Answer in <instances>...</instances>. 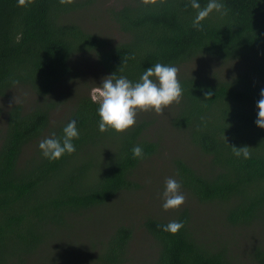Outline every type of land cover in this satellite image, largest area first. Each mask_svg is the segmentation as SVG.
<instances>
[{"label":"trees","instance_id":"1","mask_svg":"<svg viewBox=\"0 0 264 264\" xmlns=\"http://www.w3.org/2000/svg\"><path fill=\"white\" fill-rule=\"evenodd\" d=\"M198 2L203 8L209 0ZM219 2L227 14L213 11L198 30L191 0L124 1L105 10L116 40L81 26L95 0H34L27 8L0 0V264L135 259L132 227H105L89 239L84 232L95 212L138 188L134 172L159 149L149 135L157 114L139 112L127 132L102 133L99 104L83 90L64 111L57 91L79 77L74 62L88 56L104 75L133 83L156 63L179 69L183 97L162 116L196 155L176 160L173 176L189 203L213 208L215 223L199 226L189 203L168 218L144 219L152 264H264V241L251 233L264 227V129L255 123L264 89V0ZM16 89L32 98H13ZM71 120L80 133L75 153L44 158L39 142L53 133L62 139ZM137 145L143 160L133 158ZM232 146L249 147L251 157H236ZM173 220L184 222L176 235L162 230Z\"/></svg>","mask_w":264,"mask_h":264},{"label":"rangeland","instance_id":"2","mask_svg":"<svg viewBox=\"0 0 264 264\" xmlns=\"http://www.w3.org/2000/svg\"><path fill=\"white\" fill-rule=\"evenodd\" d=\"M124 1L128 0H95V4L89 8L90 11L88 10L89 12L84 14L82 19L80 17L81 26L102 37H111L117 40L120 37V33L106 19L105 10L118 8ZM74 65L79 77L73 79L69 84L63 85L57 91L58 98L67 102L64 111L69 106H73L76 99L75 92L83 90L86 95L92 98L94 95L93 90L99 87L95 84L107 77L104 75L106 73L103 72L102 67L95 64L92 56L78 58L75 60ZM219 68L217 67L216 70H220ZM84 84H89V86L84 88ZM11 95L16 99L26 98L27 101L32 98L31 94L21 89L14 90ZM8 105H11V102H8ZM167 110L168 108L164 112ZM149 135L153 140L158 142L159 149L157 154L141 163L134 172L138 188L116 196L108 206L95 212L89 220V224L93 227L84 232L85 238L89 239L90 236L94 238V235L105 227L115 228L119 225L132 227L134 229V236L131 241V252L135 259L131 261V264H152L155 250H151L150 248L153 240L145 232L143 221L146 218H168L169 215L175 214V210L165 211L162 208V204L164 203L162 194L165 190V181L170 177L175 179L172 168L176 160L191 159L196 155L190 146H188L185 138L178 134V131L171 129L166 124L162 115H156L155 120H152ZM181 192L186 196V203L181 206L183 207L190 201L185 191L181 189ZM189 205L194 208L193 214L199 221V226L208 224L209 222H211V225L215 223L210 221L214 216L212 207H200L195 200L189 203ZM91 226H88V228ZM253 232L256 233L258 240L264 241V227L262 225L256 224L251 233ZM251 233L249 232V235H253ZM238 242L242 244L240 246H243L247 242V239L246 237H241L238 239Z\"/></svg>","mask_w":264,"mask_h":264},{"label":"clouds","instance_id":"3","mask_svg":"<svg viewBox=\"0 0 264 264\" xmlns=\"http://www.w3.org/2000/svg\"><path fill=\"white\" fill-rule=\"evenodd\" d=\"M34 0H17L19 7L27 8ZM62 5H70L75 0H59ZM144 5H156L157 0H141ZM165 0H160L164 3ZM191 7L197 10L193 21V27L203 30L201 24L213 11L227 14L225 5L219 0H209L205 7H201L198 0H191ZM122 71V68H119ZM92 100L99 104L98 115L100 117L99 131L106 132L112 129L118 133H125L137 123L136 117L139 112L154 111L157 115H163L164 110L173 103L179 104L183 97V90L179 81V69L176 66L156 63L147 68L138 82L133 83L126 76L112 74L103 78L99 87L95 88ZM209 91L205 97H211ZM259 109L256 125L264 129V89L260 91V99L257 103ZM63 138L56 137L53 133L39 142V149L44 158L55 161L65 154L75 153L74 139L79 138L77 121L71 120L63 129ZM236 157L243 156L245 159L251 157L249 147L237 148L232 146ZM134 159L143 160L146 156L143 148L139 145L132 149ZM181 182L174 178H167L165 190L162 194L165 211L179 210L186 203V196L181 192ZM184 227V222L173 220L162 226V230L176 235Z\"/></svg>","mask_w":264,"mask_h":264}]
</instances>
